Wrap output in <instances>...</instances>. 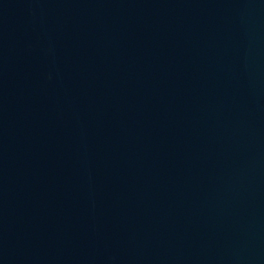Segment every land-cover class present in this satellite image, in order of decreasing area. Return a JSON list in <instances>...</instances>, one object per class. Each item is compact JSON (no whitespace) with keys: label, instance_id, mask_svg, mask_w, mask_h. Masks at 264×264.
Segmentation results:
<instances>
[{"label":"water","instance_id":"obj_1","mask_svg":"<svg viewBox=\"0 0 264 264\" xmlns=\"http://www.w3.org/2000/svg\"><path fill=\"white\" fill-rule=\"evenodd\" d=\"M0 264H264V0H0Z\"/></svg>","mask_w":264,"mask_h":264}]
</instances>
